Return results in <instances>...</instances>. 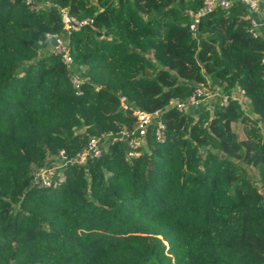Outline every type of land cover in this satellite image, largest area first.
Returning a JSON list of instances; mask_svg holds the SVG:
<instances>
[{
	"label": "trees",
	"instance_id": "obj_1",
	"mask_svg": "<svg viewBox=\"0 0 264 264\" xmlns=\"http://www.w3.org/2000/svg\"><path fill=\"white\" fill-rule=\"evenodd\" d=\"M35 1L0 0V264H264V30L245 6L192 30L203 0ZM61 9L92 19L67 35L81 93L50 52ZM197 83L245 102L169 104ZM134 109L157 111L162 141L151 121L137 157L117 141L33 184L59 150L135 127Z\"/></svg>",
	"mask_w": 264,
	"mask_h": 264
},
{
	"label": "built area",
	"instance_id": "obj_2",
	"mask_svg": "<svg viewBox=\"0 0 264 264\" xmlns=\"http://www.w3.org/2000/svg\"><path fill=\"white\" fill-rule=\"evenodd\" d=\"M30 6H41L42 3H38L35 0H25ZM35 2L33 5L32 2ZM233 0H203V4L197 9H186V12L190 15L192 22L189 25L190 29H195V26L199 19L209 12L215 6H220L223 9H227ZM242 3L248 11L249 27L248 31L252 36L263 35L264 30V16L261 13V3L264 0H235ZM61 21L63 24V35L58 33H51L48 38L52 40L50 52L60 55V60L64 64L68 72V77L72 88L75 93H81L80 86L85 79L82 73L74 65L72 56L70 54V46L68 43L67 35L73 31L78 30L84 25L90 24L92 19L90 18H77L70 14L66 9L60 10ZM217 97L219 99V105L226 106L230 101H236L239 105H243L245 102L244 90L238 89L234 93H214L211 92L208 87L203 83H197L192 93L184 100H169V104L174 106L177 110H183L185 108H191L197 106L201 101L206 98ZM133 115L136 119V125L133 128L123 127L115 133H104L99 137H90L82 149L76 152L74 155L68 156L63 149L59 150L58 154L52 157L49 162L37 171L33 177V184L39 188H53L57 187L66 176L64 173L65 167L71 164L84 163L87 158H97L100 156L102 147L108 144H114L117 141H125L127 146V157L134 158L140 153L139 148L145 145L146 126L154 121L156 123L154 129L155 139L158 141L163 140V124L156 119L157 111L146 112L141 109H134ZM264 131V128H263Z\"/></svg>",
	"mask_w": 264,
	"mask_h": 264
},
{
	"label": "rangeland",
	"instance_id": "obj_3",
	"mask_svg": "<svg viewBox=\"0 0 264 264\" xmlns=\"http://www.w3.org/2000/svg\"><path fill=\"white\" fill-rule=\"evenodd\" d=\"M214 98L215 97H212V98H206L204 99L203 101H201L197 106L195 107H192L191 109H195V108H206V107H211L213 102H214ZM187 109H190V108H187ZM190 109V110H191ZM232 127H234L237 132L239 133L240 136H243V132H242V124L241 123H233L232 124ZM135 232H137L136 229H134Z\"/></svg>",
	"mask_w": 264,
	"mask_h": 264
},
{
	"label": "water",
	"instance_id": "obj_4",
	"mask_svg": "<svg viewBox=\"0 0 264 264\" xmlns=\"http://www.w3.org/2000/svg\"><path fill=\"white\" fill-rule=\"evenodd\" d=\"M160 11H161V9H159V10L156 11V16H158V15L160 14ZM121 107H122V106L120 105V106L118 107V110H119Z\"/></svg>",
	"mask_w": 264,
	"mask_h": 264
}]
</instances>
